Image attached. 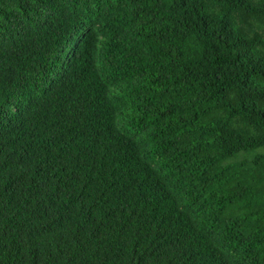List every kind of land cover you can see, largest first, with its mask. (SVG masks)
<instances>
[{"label":"trees","instance_id":"1","mask_svg":"<svg viewBox=\"0 0 264 264\" xmlns=\"http://www.w3.org/2000/svg\"><path fill=\"white\" fill-rule=\"evenodd\" d=\"M0 264H264V0H0Z\"/></svg>","mask_w":264,"mask_h":264}]
</instances>
